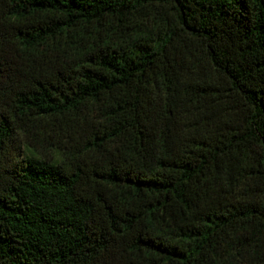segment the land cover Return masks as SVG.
I'll return each mask as SVG.
<instances>
[{"label": "trees", "instance_id": "1", "mask_svg": "<svg viewBox=\"0 0 264 264\" xmlns=\"http://www.w3.org/2000/svg\"><path fill=\"white\" fill-rule=\"evenodd\" d=\"M0 264H264V0H0Z\"/></svg>", "mask_w": 264, "mask_h": 264}]
</instances>
